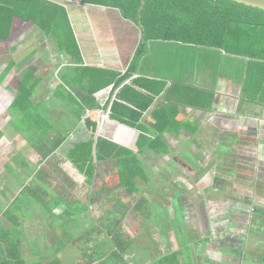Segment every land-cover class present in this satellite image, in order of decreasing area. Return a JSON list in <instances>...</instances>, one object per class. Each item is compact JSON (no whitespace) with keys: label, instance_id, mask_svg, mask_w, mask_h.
<instances>
[{"label":"crops","instance_id":"obj_1","mask_svg":"<svg viewBox=\"0 0 264 264\" xmlns=\"http://www.w3.org/2000/svg\"><path fill=\"white\" fill-rule=\"evenodd\" d=\"M45 1L67 11L75 52L28 9L0 19V264H264V107L221 81L210 108L182 110L179 119L199 131L165 133L168 151L155 152L158 136L145 124L158 135L166 124L115 119V81L99 82L107 71L127 73L142 29L117 9ZM131 24L139 33L126 36ZM23 85L35 92L24 122L38 130L11 111ZM64 107L74 116L67 125ZM82 145L92 147L90 170L79 164ZM244 175L235 192L221 187ZM223 211L236 212L224 219L237 228H210L211 214Z\"/></svg>","mask_w":264,"mask_h":264},{"label":"trees","instance_id":"obj_2","mask_svg":"<svg viewBox=\"0 0 264 264\" xmlns=\"http://www.w3.org/2000/svg\"><path fill=\"white\" fill-rule=\"evenodd\" d=\"M82 4L117 9L122 18L142 29L127 73L107 71L99 82L108 79L110 85L115 81L112 92L113 97L118 91V100L112 107L115 119L127 118L133 125L148 115L166 124L160 135L152 125L145 124V130L151 131L149 134L158 136L149 147L155 152L168 151L165 133L178 135L180 130H187L188 124L179 119L183 108L212 106L221 81L228 89H240L237 93L244 102L264 107V10L231 0H82ZM13 9L24 13L28 9L29 16L33 15L28 18L40 26L50 25L62 41L68 40L67 32L60 34L56 29L65 19L70 30V18L64 8L45 0H0V19ZM61 12L65 14L62 18ZM135 76L138 77L132 80ZM26 85L18 90L11 111L19 114L20 124L32 127L35 123L33 127L38 130L37 121L24 122L32 110L27 103L35 93ZM188 130L198 132L199 127ZM64 142L65 139L59 141L55 148ZM40 144H45L43 139L36 146ZM79 148H86L79 164L90 170L92 147ZM130 164L135 178V159ZM217 185L220 183L216 182V188ZM228 222L226 228H237L235 221ZM212 228L220 227L214 224Z\"/></svg>","mask_w":264,"mask_h":264},{"label":"rangeland","instance_id":"obj_3","mask_svg":"<svg viewBox=\"0 0 264 264\" xmlns=\"http://www.w3.org/2000/svg\"><path fill=\"white\" fill-rule=\"evenodd\" d=\"M60 17L62 18L63 17V15H65L63 12H61L60 13ZM96 21H97V19H95ZM116 20V24L118 23V22H120V24H121V21L119 20V18L117 17V19H115ZM96 25H97V22H96ZM89 26H90V28L92 29V25L89 23ZM117 28H122V25H120V26H118L117 25ZM123 28H124V26H123ZM131 30L130 31H128V29H125V34H126V36H129V35H136V34H138L139 33V30L136 28V26L134 25V24H131ZM51 29H53V30H55V28H51ZM56 29L58 30V31H60L59 33L60 34H63V33H66L67 32V38H68V40H67V45L71 48V50L73 51V52H75V44H74V35H73V33L69 30V27H67V25L65 24V19H62L61 21H60V25H59V28L58 27H56ZM56 31V30H55ZM62 39V38H61ZM124 43H126L125 42V40L123 41ZM4 59H6V57H4ZM15 81H12V86H16L17 84H18V81H16L15 83H14ZM11 86V85H10ZM227 90V89H226ZM73 93L75 92V90L73 89V91H72ZM233 94H235L236 95V93H233ZM63 104H66L65 102H62ZM59 104H61V102H59ZM68 104V103H67ZM69 109H71V106L69 105ZM60 115H62L65 119H64V122L62 123L63 125H67L69 122H70V120H72L73 118H74V116L73 115H71V114H69V112L68 113H66L65 112V107L63 108V109H61L60 110ZM59 115V116H60ZM58 118V117H57ZM34 124L35 123H32L31 125H33L34 126ZM35 127H37V126H35ZM259 173L260 172H256V175L258 176L259 175ZM255 175V176H256ZM102 176H103V174L101 173V172H99V174H98V180H100V179H102ZM248 175H244V176H242V177H240V179H238V181H235V182H233V181H230V180H228L227 181V183H221V187H223V189L224 188H227V192H229V193H233V192H235V191H233V188H235V187H237L238 185L237 184H239L238 182L240 181V180H242V178H244V180L243 181H246L247 180V177ZM255 176H252V177H255ZM218 178H219V176H218ZM237 180V179H236ZM101 189V188H100ZM222 189V188H221ZM202 198V197H201ZM200 203V202H199ZM116 205H122V203H117ZM228 206L232 209V210H239V211H241V209H244V210H242V212L243 213H251V205L250 206H248V205H246V204H240V202H236V201H228ZM238 208V209H237ZM117 210H118V214L119 215H121V214H123L122 212H121V208L120 207H118L117 208ZM142 213H147V212H142ZM219 213V214H218ZM236 213V212H235ZM235 213H233V212H228V211H226V213H224V211L223 212H216V213H213V214H211V217H209V219H208V221L209 222H213V224H215L216 222H221V224H223V226H226L227 227V225H225L226 224V220L224 219V216H226V215H228V216H235ZM250 217H252V216H250ZM144 219H148V217H143ZM200 219V218H199ZM202 220L203 221H206V219H203L202 218ZM212 220V221H211ZM258 227H260V228H263L264 226H262L261 225V223H258V225H257ZM211 229H213L212 227H210ZM68 230V229H67ZM85 243H86V246H87V249H88V251L90 250V246H91V241L89 240L88 242H86L85 241ZM88 254V253H87ZM114 257H111L110 259H109V261H110V263L111 264H114ZM117 261V260H116Z\"/></svg>","mask_w":264,"mask_h":264},{"label":"water","instance_id":"obj_4","mask_svg":"<svg viewBox=\"0 0 264 264\" xmlns=\"http://www.w3.org/2000/svg\"><path fill=\"white\" fill-rule=\"evenodd\" d=\"M247 6L264 10V0H231Z\"/></svg>","mask_w":264,"mask_h":264}]
</instances>
